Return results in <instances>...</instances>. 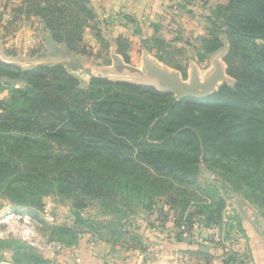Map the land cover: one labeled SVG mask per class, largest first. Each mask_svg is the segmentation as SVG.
I'll use <instances>...</instances> for the list:
<instances>
[{
  "label": "trees",
  "instance_id": "16d2710c",
  "mask_svg": "<svg viewBox=\"0 0 264 264\" xmlns=\"http://www.w3.org/2000/svg\"><path fill=\"white\" fill-rule=\"evenodd\" d=\"M20 1L16 9L41 20L51 41L64 44L69 54H85L84 27L92 25L101 40L88 0ZM208 21L199 60L217 52L225 36L226 74L234 81L210 98L223 103L208 111L202 110L208 98L176 102L151 87L102 76H91L80 88L62 63L22 69L0 60V92H7L0 100V198L30 207L50 195L73 197L77 209L98 201L111 219L88 229L124 248L135 246L131 241L137 237L127 226L138 206L152 211L162 204L173 212L175 228L188 231L196 219L205 227L221 224L223 200L205 198L192 205L194 194L210 187L197 181L199 161L244 184L264 205V0H227ZM123 40L116 39V53L127 62ZM142 43L153 44L149 50L186 78L184 50L157 36ZM125 168L133 174H113ZM56 230L75 237L70 228ZM237 256L231 247L224 263L235 264Z\"/></svg>",
  "mask_w": 264,
  "mask_h": 264
},
{
  "label": "rangeland",
  "instance_id": "374dc122",
  "mask_svg": "<svg viewBox=\"0 0 264 264\" xmlns=\"http://www.w3.org/2000/svg\"><path fill=\"white\" fill-rule=\"evenodd\" d=\"M11 1L15 3H12ZM146 1H148L147 4H145L148 6L147 10L139 11L138 13L141 17L138 16V19L135 18L132 21L129 20V24H127V32H130L129 34H134L136 28L140 30V27H138V21L140 20L141 22L142 18H145V26H147L146 23L149 25L151 24V30H157V37L164 36L167 41L171 42L172 46L184 50L185 57L182 59L186 58V60H183L182 63L183 65H186L187 69L184 81L190 79L191 68H195L198 71L200 80L205 81L216 69V66L220 65L225 71V81L220 83L216 90L206 97L209 100L205 98L206 101H203L202 105L203 111H208L207 109H215L216 106L214 105H219L223 102H217L210 98L218 92V89L223 84H227L230 87L234 84L233 79L226 74V64L224 63V56L229 49V44L226 37L222 36L223 45L219 51H217V54L206 56L201 62L197 55V50L198 45H200V39L206 35L207 30L209 29L210 24L208 18H215V16H217L218 7L225 5L227 0ZM20 2V0H0V60L7 64L19 66L22 69H29L31 66L37 64H60L47 63L48 59L39 58L36 60V58L40 56L41 50H44L45 53H48L49 51L47 50L45 40H43L44 35L40 33V29L34 32H38L39 35L37 34V37L36 35H31V31L30 33L28 30L23 29L26 27L25 24H31L33 27V23L30 22H34V19L28 22L29 20L26 19L32 16H26L23 12H19L16 9L17 6L20 5ZM139 5L140 3L136 4V10L140 8ZM12 9H14L15 12H12ZM105 20L107 21V26L110 24V27L118 26L117 23H114L115 20ZM39 21L41 22V20ZM121 21H123V19H120V25L123 24ZM91 26L92 25L84 27L82 31V42L85 46V54L82 56L83 62L81 63V66L77 63L79 61L75 64L69 61L67 63L63 62L66 63L65 68L68 73L74 76L80 83V88L87 86L91 76H102L106 77L111 82H127L145 87L148 86L158 90L154 87L155 85L151 86L147 84L149 79H147L145 75L136 76L129 72L116 70L113 61L110 59V54L114 51L108 47L107 44H109V41L106 42L103 41V39H98V37L95 36V32L91 29ZM96 27L97 25H95V28ZM44 30L46 33L45 36L50 38L49 34L47 35L48 31L45 27ZM88 30H90V35L92 34V37L87 33ZM99 32V37L101 38L103 31ZM123 39L121 46L124 49V53L128 56V61L126 62L124 60L122 54L119 55L125 66L137 69L144 74L143 59L146 58L162 69L172 72L176 71L165 65L161 57L149 50V48L153 47V44L146 47L140 38L133 36L131 38L127 37ZM99 41H103V43L100 44ZM52 43L54 42L52 41ZM105 43L106 45H104ZM54 44L56 47L62 46L59 43ZM59 52L60 55H58V57H49V60L64 59V55L67 52L64 53L63 50H58V54ZM6 53L13 54L14 58L6 57ZM3 58L9 59L13 62L15 61V63L5 62L3 61ZM131 58H133V61H131ZM13 85L16 87L23 86L22 83H14ZM6 97V91L0 92V100L5 99ZM172 97L174 98V96ZM146 98H148V96ZM245 146L248 145L245 144ZM54 147L59 153L64 152L62 146L55 145ZM201 165H204L206 170L213 174L211 180L204 178L199 171ZM196 168L198 183L203 187L209 184L210 187H206L203 192L194 194L196 197H192L194 198L191 200L193 201L192 205L195 204V201H198L199 199L204 200L205 198L209 199L208 202L214 199L216 203L223 200L224 209L222 212L221 223L224 221L227 225L228 231L231 230V228H228V225H233V222H239L242 216L258 218L264 222V218L262 217V214H264V205H261L259 201L255 200L256 198H254V196H251L250 191L245 189L244 184L233 180L231 177H228L229 175H224L226 173L221 169L210 167L208 163L204 161H199L196 164ZM113 174L133 173L125 168L123 170H116ZM190 189L192 190L193 187L190 186ZM76 202H78V200H75L73 197L70 199H62L50 195L42 198L40 203L35 206L20 207L14 205L6 198H0V264H41V260L45 262L44 264H52L51 260L56 261V257H60L64 251L73 252L76 250H86L88 249L87 246L90 245H93L96 250H99L100 245L98 240L100 239L96 236L95 229H88V224L97 221L110 220L111 215L104 205H101L98 201H85L86 205L83 209L75 208L74 206L77 205ZM141 208V206H138L136 211L133 212V215L129 216V222H133L129 225L133 224L135 227L127 226V231L131 235L137 237L134 242L131 241V244L135 245L136 243L139 244V241H137L139 237L137 232L139 231L141 233L143 228L142 225L139 226L142 221L141 219L146 216L144 214L145 210ZM164 213L165 218L166 216H169L170 219L174 221V214L168 209V207ZM153 217L155 219L159 218L157 208L155 207L153 209ZM122 222L123 221H120V224ZM193 223L194 227L191 231L200 232L201 228L197 226V219L195 222L193 221ZM61 227L72 229L75 233V237L71 240L69 236L62 235V233L56 230ZM138 228H140V230H138ZM96 229L99 230V228ZM178 229L179 228H175V226H173V228L171 227L169 234H175ZM227 229L224 227L225 231ZM100 233H102V230H100ZM197 235L199 236V233H197ZM223 235L225 236L227 233L222 232L221 235H219L220 238ZM89 237L93 238L91 241H95L89 243ZM225 237L226 240H229L228 236ZM15 241H17V243ZM110 246L112 250L116 248V246L111 244ZM17 247H19L18 250ZM121 249H123V247H121ZM22 253L25 255H19ZM32 256H34L35 259H33ZM66 256L67 255H64L63 259H60L63 263ZM56 264L60 263L57 262Z\"/></svg>",
  "mask_w": 264,
  "mask_h": 264
},
{
  "label": "crops",
  "instance_id": "0c3cea01",
  "mask_svg": "<svg viewBox=\"0 0 264 264\" xmlns=\"http://www.w3.org/2000/svg\"><path fill=\"white\" fill-rule=\"evenodd\" d=\"M88 1L90 3V6H92V8L94 9L98 30L103 31L101 39L106 42L109 41V44L107 45L114 51L112 54H110L111 60L112 56L114 55L120 61H122L121 56L116 53L117 38H131L133 36L140 38V40L143 41L153 36H157V32L151 30V24L149 25L148 23H146L147 26H145V18H142L141 22L140 20L138 21V27H140V30L136 28V32H134V34H129L130 32H127V24H129V20L132 21L135 18L138 19V16L141 17L138 12L147 10L148 6L145 4H147L148 1ZM11 2L15 3L13 1ZM137 3H140V8H138V10H136L137 7L135 8ZM32 19H34V22H30V20ZM105 19L115 20L114 23L118 24V26H116L117 28L115 26L110 27L111 24L109 21L108 22L110 25L107 26V21ZM120 19H123V21H121V23L123 22V24L121 25L119 24ZM26 20H29L28 22L33 23V27L31 26V24H25L26 27H28H24V30H28V32L31 31V35H36L37 37L38 32H34L40 29V33L44 35L43 40L48 38L47 36H45L46 33L44 30V26L39 21V19L30 17ZM87 33H89L90 35V30H88ZM90 36L92 37V34ZM161 38L165 39L164 36H162ZM103 41H99V43L101 44L103 43ZM104 45H106V43ZM198 49H200V45H198ZM58 50H62V46L57 47V51L54 54H51L50 52L45 53L44 50H41L40 56L37 57L36 60H38L39 58L48 59L47 63H62L64 65H66L68 61L73 62L74 64L79 61V64L81 66V63L83 62V55L69 54L66 53V50L64 51V53H66L64 55V59L49 60V57H58V55H60V52L58 54ZM215 54H217V52L211 55ZM5 56L8 58H14L13 54L11 55L10 53H6ZM3 61L8 63H15V61L13 62L6 58H3ZM131 61H133V58H131ZM155 208H157L159 218L155 219L153 217V209L152 211H144V214L146 216L145 218L141 219L142 221L139 225H142L143 228L141 230V233L139 231L137 232L139 235L137 239V241H139V244H134V247H123V249H121V247L116 246V248L112 250L109 243L103 240H98V243L100 245L99 250H96L93 245H90L87 246L88 249L86 250H76L73 252L64 251L60 257H56V261L51 260L52 264H56L57 262L60 264H226L224 263L221 248L218 244V239L220 237L219 235H221L222 232L227 233V235L225 236H228V241L232 243L231 246L234 248V251L238 252V261L235 264H264V222L262 220L249 216H242V220L240 218L239 222H233V225H228V228H231V230L229 231L224 221H222V223L218 226L208 227H205L203 222H198L197 226L201 228V231H195V234L199 233L201 238L196 241H186L183 240L181 236H178L177 233L169 234L170 228H173L174 226V222L172 219H170L169 216H166L165 218L164 211H166L167 207L165 208L164 205L158 204V206L156 205ZM129 226L134 225L132 224ZM224 227H226V231L223 229ZM138 230H140V228H138ZM202 234H206L207 237H203ZM91 239L93 238L89 237V243L95 241H91ZM200 247L206 248V252L195 254V250H199ZM64 255L67 256L64 259L65 261L63 263V261L60 259H63Z\"/></svg>",
  "mask_w": 264,
  "mask_h": 264
},
{
  "label": "water",
  "instance_id": "95a60500",
  "mask_svg": "<svg viewBox=\"0 0 264 264\" xmlns=\"http://www.w3.org/2000/svg\"><path fill=\"white\" fill-rule=\"evenodd\" d=\"M47 50L54 54L57 51V47L52 43L49 38L45 39ZM62 50L65 51V45L62 44ZM112 61L116 70L129 72L133 75H145L149 82L148 85L156 87L161 92L171 94L174 96L176 102H181L184 99L191 98L195 100H202L212 94L218 85L225 81V71L220 65L216 66V69L209 75L205 81H201L198 72L195 68H191L190 79L184 81L179 72L168 71L162 69L153 63L149 59H143V68L145 73L142 74L137 69L129 68L125 66L116 56H112ZM199 171L204 178L211 180L213 174L206 170L204 165L199 167ZM203 237H207L206 234H202ZM200 252H206V248L200 247Z\"/></svg>",
  "mask_w": 264,
  "mask_h": 264
},
{
  "label": "built area",
  "instance_id": "2783aa9c",
  "mask_svg": "<svg viewBox=\"0 0 264 264\" xmlns=\"http://www.w3.org/2000/svg\"><path fill=\"white\" fill-rule=\"evenodd\" d=\"M177 233L182 237L183 240H186V241H196L199 239L198 235L195 234V231H188L185 227H180L177 230ZM218 244L221 248L222 256L224 258L226 255L230 253L231 244L228 240H226V237L224 235L221 238L219 237Z\"/></svg>",
  "mask_w": 264,
  "mask_h": 264
}]
</instances>
